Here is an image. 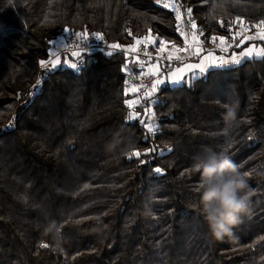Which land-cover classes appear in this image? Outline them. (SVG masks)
<instances>
[{
	"label": "trees",
	"instance_id": "16d2710c",
	"mask_svg": "<svg viewBox=\"0 0 264 264\" xmlns=\"http://www.w3.org/2000/svg\"><path fill=\"white\" fill-rule=\"evenodd\" d=\"M166 1L0 0V264H264V58L163 84L132 109L124 69L138 63L123 51L85 55L79 72L39 69L66 32L76 43L75 33H99L121 47L145 36L182 45ZM171 1L205 42L264 21V0ZM150 45L156 52L159 39ZM229 101L237 122L225 134ZM229 142L251 173L252 210L234 240L216 241L198 212L192 165ZM134 150L141 156L130 159Z\"/></svg>",
	"mask_w": 264,
	"mask_h": 264
},
{
	"label": "clouds",
	"instance_id": "9594fccd",
	"mask_svg": "<svg viewBox=\"0 0 264 264\" xmlns=\"http://www.w3.org/2000/svg\"><path fill=\"white\" fill-rule=\"evenodd\" d=\"M223 107L221 118L227 130L237 122L238 105L229 101ZM192 166L200 174L197 208L207 225L208 235L216 241L234 240V228L252 210L253 190L249 187L248 176L226 151L211 148L198 154ZM151 198L150 194L144 206L146 215L152 212ZM56 228L52 223L47 231L53 232Z\"/></svg>",
	"mask_w": 264,
	"mask_h": 264
},
{
	"label": "snow or ice",
	"instance_id": "6c2138e0",
	"mask_svg": "<svg viewBox=\"0 0 264 264\" xmlns=\"http://www.w3.org/2000/svg\"><path fill=\"white\" fill-rule=\"evenodd\" d=\"M157 2H159V0H157ZM163 7L164 8H170L171 7V10L176 13V20L179 22L177 24L176 31L179 32L181 37H184L185 46L184 47H180L174 41H165L164 39L158 38V37L149 38L148 36H145L143 38V40L137 39L136 40V45H140L142 43H144L145 45H148V44L155 45L156 40L159 39V47L156 48L157 56L159 58H161V59H167L169 61H172L173 59H175L177 61H180V60H182V57L180 55H175V57H174L172 54H169L166 57L163 56V53L166 51V48H165L166 44H171L172 49H174V51L176 53H186L188 56H199L200 53L203 51L202 45L204 43L203 41H201L199 39V35H203V33L201 31L199 33V35H197V31H193V30H196V28H197L195 21L189 19L188 23L190 24V29L188 30V32H186L184 30V28H183V23L184 22L181 20V14H180V11H179V7L177 5H174V4L173 5H169L168 3H164ZM187 11H188V15L191 16V11H192L191 8H189ZM237 19H239V18H237ZM230 27H231V25H230ZM253 27L260 29V31L257 32L255 35L245 36L244 39H246V40H262V41H264V21H260L258 24L253 25ZM65 31H67V30H65ZM241 31H243V29H241ZM241 31H238L235 34V36H233V42H235L236 36H239L241 34ZM92 35L97 40H101V41L103 40V36L101 34H99V33H93ZM75 36L79 40L84 42V44H87L88 37H87L86 33H75ZM189 37H191L192 43L189 42ZM217 39L220 40L221 44L225 43V38L224 37H219L218 38L216 36L212 37V42L215 43ZM242 42L243 41H241V43ZM236 46L239 47L240 45L237 44ZM62 47L67 48V45H62ZM112 47L113 48H118L120 46L116 45V44H113ZM229 47H231V44H229L227 47L222 48L221 50L222 51H227ZM138 50L139 49L135 45L130 47V52L134 53V52H137ZM108 54L111 55V53H108ZM144 54L149 57V60L151 59V53H148L147 51H145ZM50 55L54 59H52V60H50L48 62L41 61L40 62L41 68L48 69L50 65H51L52 68H56L58 65H60V57H59V54H58V50L50 52ZM72 55L73 56H77L78 53L73 52ZM211 55H212V53L209 52L208 53V57H210ZM208 57H204L203 59H201V61L199 63H196V64H191V63L184 64L183 67L177 68L176 72L177 73H183L186 70L187 71H192V70L198 69L199 73H204L205 72L204 62H205V60ZM250 57L264 58V48H256V46L253 45L252 47H249V48L241 51L238 55L234 53L231 56L230 59L226 60V59L221 57L219 59V61L217 63H215V67H221L222 68V67H226V66H229V65H238V64L241 63V61L244 58H250ZM136 62L139 64L141 73H143L144 72V68H145V64L141 63L139 61V58H137ZM65 63H67V61H65ZM82 65H83V61H80L79 65H78V63L73 62L69 66L72 69H74L77 72H79L80 68L82 67ZM152 69L153 70L151 71V75L153 77H158V72H159L158 65H153ZM171 75L174 78H171L169 80L170 83L179 84V83L182 82V80H183L182 76L176 77L174 73L171 74ZM38 83H39V81H38ZM163 83H165V80L162 79V78L153 79L150 89L144 91V93H143L144 97H146V98L152 97L153 93H155L157 91L158 86L163 84ZM131 91L135 93V92L140 91V89L137 88V87H133L131 89ZM126 94H127V92H126ZM125 103L128 105L129 109H132L134 104L138 103V101H136V100H127V101H125ZM137 116H138V113H130L129 116H128V119L132 120V119L136 118ZM142 123H143V121H142ZM145 127L147 128L148 132H150V133H154L157 130V126L154 123L146 124ZM226 133H227V130H225V134ZM230 147H231V142H229V143H227L225 145L224 151L227 152ZM148 151H154V149H150ZM168 151L170 152L171 149L169 148ZM140 156H141V152L140 151H135L134 150L131 153H129V158L130 159L132 157H140ZM141 163H144V161H141ZM154 171L156 173H162V169L159 168V167L155 168ZM245 174L247 176L251 175V173L248 172V171H245ZM88 187H89V185H87V184L84 185L85 189L88 188ZM198 189H199V186L196 188V191H198ZM42 247H47V245H42Z\"/></svg>",
	"mask_w": 264,
	"mask_h": 264
},
{
	"label": "built area",
	"instance_id": "2783aa9c",
	"mask_svg": "<svg viewBox=\"0 0 264 264\" xmlns=\"http://www.w3.org/2000/svg\"><path fill=\"white\" fill-rule=\"evenodd\" d=\"M88 37V42L87 44H84V42H79V43H74V44H67V48L64 47H57L55 45H52L50 49L52 48V51H57L62 58H69L72 62L78 63L82 61L83 57L85 55H92L95 53H103V54H108V53H114V52H119L123 51L125 52L126 55H129L133 61H137V58H139V61L141 63H144L145 66L150 63L151 61L157 60V62L165 69L168 67L172 61H169L167 59H161L157 56L156 52H153L151 50V45H145L144 43L140 45H136V47L139 49L137 52H130V47H121L118 43L111 42L107 40L105 37H103V40H97L93 35L87 34ZM116 44L119 45L120 47L118 48H113L112 45ZM49 49V50H50ZM147 51L148 53H151V59L149 60V57L146 56L144 53ZM76 52L78 53L77 56H73L72 53ZM137 63V62H136ZM40 70H48V69H43L39 65ZM39 81V83H38ZM42 81L41 77L39 76V79L37 80V83L40 84ZM153 81L152 76L144 70L143 73H141L139 64H138V69L137 70H130V69H125V82L130 85L131 88L137 87L140 89L141 97H142V102H145L146 97H144L143 93L145 90L150 89L151 83Z\"/></svg>",
	"mask_w": 264,
	"mask_h": 264
},
{
	"label": "rangeland",
	"instance_id": "374dc122",
	"mask_svg": "<svg viewBox=\"0 0 264 264\" xmlns=\"http://www.w3.org/2000/svg\"><path fill=\"white\" fill-rule=\"evenodd\" d=\"M166 3H168L169 5H173L172 4V1L171 0H167L166 1ZM175 13V12H174ZM175 15H176V13H175ZM181 20L184 22L183 23V28H184V30L186 31V32H188V30L190 29V24L188 23V19H186V18H184V17H182L181 16ZM179 23V22H178ZM193 31H197V35H199V32H198V29L196 28V30H193ZM238 31H241V29H238V30H236L233 34L231 33V36L230 37H228V36H224V35H217L216 37H224L225 38V43L224 44H221V42H220V40L219 39H217L216 40V42L215 43H213L212 42V37L213 36H211L208 40H207V42H205V39H201V37H200V35H199V39L201 40V41H203L204 43H203V45H202V47H203V52H206L207 54L209 53V52H211L212 53V55L210 56L211 58H213V59H215L216 61H219V59L222 57V58H224V59H229V58H231V56H232V54H234V53H240L241 51H243V50H245V49H247L246 48V46L247 45H249V44H251V43H254V44H257V45H260L261 46V48H263L262 47V45H261V43H260V41L261 40H249L250 42L249 43H247L245 46H243V47H240L241 45H243L244 44V42L246 41V39H244V37L245 36H252V35H255L257 32H259L260 31V29H258V30H256L255 32H252V33H250L249 34V30H245L244 28H243V31H241V34L239 35V36H236V39H235V42L236 43H234L233 42V36H235V34L238 32ZM68 33L66 32V34L65 35H63V36H59V37H57L52 43H51V45H50V47L52 46V45H55V46H57V47H62V45H67V44H74V43H76V42H74V41H69L68 40ZM151 38V37H150ZM165 41H167V40H165ZM241 41H243L242 43H241ZM175 42V41H174ZM189 42L190 43H192V41H191V37H189ZM178 46H180V47H184L185 46V43H184V37H183V44L182 45H180V43L179 42H175ZM229 44H231V47H229L228 48V50L227 51H222L221 49L222 48H224V47H227ZM237 44H239L240 46V48H238L236 45ZM234 47H237V49L235 48L234 49ZM127 48V47H126ZM165 48H166V51L163 53V56H167V55H169V54H175L176 55V52L174 51V49H172V47H171V44H166L165 45ZM232 48V50L230 51V49ZM50 52H52V48L49 50V55H48V58L45 60V62H48V61H50V60H52V59H54L51 55H50ZM237 54V55H238ZM188 56L186 53H182V56ZM60 57V56H59ZM64 56H62V58H60V65H58L57 67H59V66H61V65H70L71 63H73L72 61H68L66 58H63ZM251 58V57H250ZM64 59V60H63ZM244 59H247V58H244ZM243 59V60H244ZM65 61H67V63H65ZM151 62H156V63H158L157 62V60H154V61H151ZM150 62V63H151ZM149 64V63H148ZM147 64V65H148ZM171 65V64H170ZM230 66V65H229ZM158 67L160 68V70H161V72L160 73H162V72H165V71H167L169 68H170V66H168V67H166L165 69L158 63ZM213 67H215L214 65H213ZM49 68H51V69H54V68H52L51 67V65L49 66ZM125 69H128V68H125ZM124 69V70H125ZM144 70H146V72L147 73H149L150 75H151V71H149V70H147V69H145L144 68ZM152 76V75H151ZM162 76H164V73H162ZM195 77V76H194ZM194 77H192V78H194ZM152 78L153 79H155L156 77H153L152 76ZM192 78H189V80L188 81H185V82H181V83H179V84H177V85H180V84H182V83H185V84H188L189 82H190V80L192 79ZM125 84H126V86H125V89H126V91H127V93H129L130 95H131V97L128 99V100H136V101H138V103H141V104H144V103H146V101L149 99V98H146V100H145V102H142L141 100H142V97H141V93L140 92H132L131 91V87H130V85L129 84H127L126 82H125ZM163 84H167L166 82L165 83H163ZM163 84H161V85H163ZM161 85H159L158 86V88L161 86ZM169 85V84H168ZM135 105V104H134ZM146 106V105H145ZM141 119L145 122V125L146 124H150V123H154V120H153V112H152V108L150 107V106H146L145 107V109H144V113H143V115H142V117H141ZM155 124V123H154Z\"/></svg>",
	"mask_w": 264,
	"mask_h": 264
},
{
	"label": "crops",
	"instance_id": "0c3cea01",
	"mask_svg": "<svg viewBox=\"0 0 264 264\" xmlns=\"http://www.w3.org/2000/svg\"><path fill=\"white\" fill-rule=\"evenodd\" d=\"M253 45H255L256 48H261L260 45H257V44H254V43H251V44L247 45L246 48L252 47ZM203 51H204V50H203ZM203 51L200 53L199 56H186V55H185V56H182V53H176V55H180V56L182 57V60L177 61V60L173 59L172 62H171V65H169L170 68H169L167 71L162 72V73H164V76H162V73H160L161 70H160V68L158 67V68H159V72H158V77H156V78H162V79H164L165 82H166L167 84H169V85H177V84H172V83L169 82V80H170L171 78H174V77H172V75H171V74H173V73L175 74L176 77L182 76V77H183L182 82L188 81L189 78L201 74V73H199L198 69H196V70H192V71H187V70H186V71L183 72V73H177V72H176V69H177V68H181V67H183L184 64H189V63H191V64H196V63H199V62L201 61V59H203L204 57H208V54H207L206 52H203ZM235 54H238V53H235ZM172 55L175 57V54H172ZM232 55H233V54H232ZM229 59H230V58H229ZM63 60H64V59H63ZM217 62H218V61H216L215 59H213V58H211V57H208V58L205 60V62H204V65H205V72H206L209 68L213 67V65L215 66V63H217ZM153 65H158V63H156V62H151V63H149L148 65L145 66V69H147V70H149V71H152V70H153V69H152V66H153ZM230 66H231V65H230ZM194 74H195V75H194Z\"/></svg>",
	"mask_w": 264,
	"mask_h": 264
}]
</instances>
